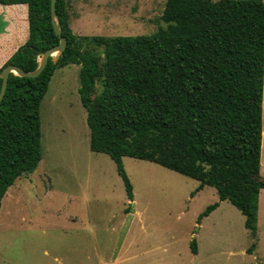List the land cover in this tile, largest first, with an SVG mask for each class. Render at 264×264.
<instances>
[{
  "label": "trees",
  "instance_id": "1",
  "mask_svg": "<svg viewBox=\"0 0 264 264\" xmlns=\"http://www.w3.org/2000/svg\"><path fill=\"white\" fill-rule=\"evenodd\" d=\"M0 3H24L28 13V36L0 72L7 64L35 71L42 54L60 42L51 0ZM68 5L69 0L56 1L66 49L56 60L49 56L37 76L10 72L0 101V209L16 179L39 165L40 103L51 77L59 67L77 63L90 149L115 162L128 199L134 192L123 157L149 160L197 179L195 191L216 189L219 201L199 221L228 200L255 236L264 188V0H166L161 15L166 26L151 34L93 36L103 53L78 45ZM100 78L102 90L93 97ZM1 84L0 77V89ZM190 248L198 252L196 239Z\"/></svg>",
  "mask_w": 264,
  "mask_h": 264
},
{
  "label": "rangeland",
  "instance_id": "2",
  "mask_svg": "<svg viewBox=\"0 0 264 264\" xmlns=\"http://www.w3.org/2000/svg\"><path fill=\"white\" fill-rule=\"evenodd\" d=\"M165 2L69 0V25L82 50L103 53L93 36L151 34L166 26ZM79 71L77 63L56 69L41 100L42 156L36 170L17 178L2 199L0 264H264V225L253 236L230 201H220L198 220L219 201L212 186L195 191L197 179L125 156L134 192L128 199L115 162L90 149ZM102 87L100 78L92 96ZM262 108L261 160L264 85Z\"/></svg>",
  "mask_w": 264,
  "mask_h": 264
},
{
  "label": "crops",
  "instance_id": "3",
  "mask_svg": "<svg viewBox=\"0 0 264 264\" xmlns=\"http://www.w3.org/2000/svg\"><path fill=\"white\" fill-rule=\"evenodd\" d=\"M27 16V5L24 3L11 5L0 3V18L4 22L3 26L0 27V67L26 40L28 36ZM262 163H264V159L261 160L260 172L262 170ZM260 224L264 225V188L259 193L257 231Z\"/></svg>",
  "mask_w": 264,
  "mask_h": 264
},
{
  "label": "water",
  "instance_id": "4",
  "mask_svg": "<svg viewBox=\"0 0 264 264\" xmlns=\"http://www.w3.org/2000/svg\"><path fill=\"white\" fill-rule=\"evenodd\" d=\"M56 1L57 0H51V14L53 18V24H54V29L55 32L60 36V42L59 44L49 48L46 50L41 58H40V64L38 68L35 71H26L22 67L15 65V64H7L3 67L2 71L0 72V77L2 78V84H1V89H0V101L3 99L7 85H8V78L10 72L17 73L19 75H24V76H37L39 75L43 69L45 68L49 56H54L55 60L58 58L59 54L66 49L67 47V38L65 35L62 34V30L60 27V24L58 22L57 14H56ZM33 50L35 51L36 48L34 47ZM36 54L40 55L41 51L37 50Z\"/></svg>",
  "mask_w": 264,
  "mask_h": 264
}]
</instances>
